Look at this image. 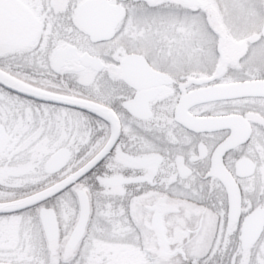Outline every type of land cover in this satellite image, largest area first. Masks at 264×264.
I'll use <instances>...</instances> for the list:
<instances>
[{"label": "snow or ice", "instance_id": "obj_1", "mask_svg": "<svg viewBox=\"0 0 264 264\" xmlns=\"http://www.w3.org/2000/svg\"><path fill=\"white\" fill-rule=\"evenodd\" d=\"M0 264H264V0H0Z\"/></svg>", "mask_w": 264, "mask_h": 264}]
</instances>
